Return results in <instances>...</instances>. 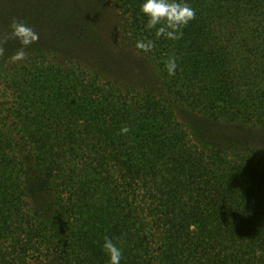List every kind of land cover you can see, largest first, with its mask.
Masks as SVG:
<instances>
[{
	"label": "trees",
	"instance_id": "trees-1",
	"mask_svg": "<svg viewBox=\"0 0 264 264\" xmlns=\"http://www.w3.org/2000/svg\"><path fill=\"white\" fill-rule=\"evenodd\" d=\"M59 1L41 14L63 21ZM187 2L196 17L170 40L143 0H111L119 45L156 87L42 50L0 57V264H109L105 237L121 264H264V0ZM185 112L228 133L203 142Z\"/></svg>",
	"mask_w": 264,
	"mask_h": 264
},
{
	"label": "rangeland",
	"instance_id": "rangeland-1",
	"mask_svg": "<svg viewBox=\"0 0 264 264\" xmlns=\"http://www.w3.org/2000/svg\"><path fill=\"white\" fill-rule=\"evenodd\" d=\"M40 1L0 0V24L9 28L13 19H17L25 22L39 33V41L25 49L26 55L32 51L42 50L60 57L72 58L87 64L101 66L107 74L129 82H140L150 87L157 86V80L151 68L145 65L129 48L119 45L111 26L110 19L113 10L111 0H58L63 5V10L60 6V11H64L62 15L63 21H57L56 14L53 18L42 15L41 13L45 11ZM73 3L80 5L77 19L79 23L75 30H72V27L69 26L71 23L70 15H68V8ZM90 13L94 20L93 29L85 33L84 24L87 21L86 16ZM62 26L63 29L59 35L56 30L58 28L60 30ZM67 31L70 33L69 36L71 32L74 35L79 34L77 41H70V39L69 41H66V39L63 42L60 41V38H63V34L67 35ZM8 35L10 36V34ZM14 42L15 45L12 47H2L4 54L0 57L10 58L21 47L17 40L14 39ZM183 116L191 124L197 138L203 142L218 143L228 133L229 129H227L226 125L224 126L187 112Z\"/></svg>",
	"mask_w": 264,
	"mask_h": 264
},
{
	"label": "clouds",
	"instance_id": "clouds-1",
	"mask_svg": "<svg viewBox=\"0 0 264 264\" xmlns=\"http://www.w3.org/2000/svg\"><path fill=\"white\" fill-rule=\"evenodd\" d=\"M141 12L148 17L147 27L155 29L157 37H165L170 40L179 39L183 33L182 28L187 26L196 17V11L187 0H143ZM10 28V37L19 42L20 48L10 57L12 63L22 61L26 52L25 49L39 41L40 36L32 27L21 20L13 19ZM154 47L151 40H138L136 48L142 52H149ZM4 49L0 47V56ZM166 71L169 76H174L177 71L176 58L169 57L166 62ZM131 129L124 126L120 129L121 134H128ZM103 250L109 257V264H121L123 252L111 238L105 237L102 245Z\"/></svg>",
	"mask_w": 264,
	"mask_h": 264
}]
</instances>
